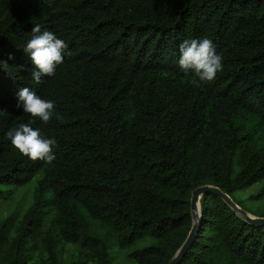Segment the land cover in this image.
Wrapping results in <instances>:
<instances>
[{
  "label": "trees",
  "instance_id": "obj_1",
  "mask_svg": "<svg viewBox=\"0 0 264 264\" xmlns=\"http://www.w3.org/2000/svg\"><path fill=\"white\" fill-rule=\"evenodd\" d=\"M37 24L71 52L41 84L23 51ZM203 38L222 56L210 82L178 64ZM23 87L63 120L18 109ZM21 123L56 140L51 164L12 145ZM35 176L27 208L0 219V264H168L194 188L232 198L264 180V0H0V187ZM200 209L179 264H264V226L213 193Z\"/></svg>",
  "mask_w": 264,
  "mask_h": 264
},
{
  "label": "clouds",
  "instance_id": "obj_2",
  "mask_svg": "<svg viewBox=\"0 0 264 264\" xmlns=\"http://www.w3.org/2000/svg\"><path fill=\"white\" fill-rule=\"evenodd\" d=\"M31 39L23 51L30 56L34 65L32 79L36 84L43 83L44 77L55 75L58 65L64 62L66 55L70 56L68 44L49 30H41L37 24L32 29ZM179 67L184 72L191 71L201 82H210L218 72L223 70L222 56L215 50L213 41L208 38L200 40H184L179 46ZM12 59V56H9ZM16 107L23 108L24 113L39 118L44 124L63 117L55 112V104L51 100L42 99L29 87H23L17 92ZM12 145L24 156L33 161H44L51 164L56 156L54 148L57 142L54 138H46L40 130H34L28 124L21 123L17 128L7 132Z\"/></svg>",
  "mask_w": 264,
  "mask_h": 264
},
{
  "label": "rangeland",
  "instance_id": "obj_3",
  "mask_svg": "<svg viewBox=\"0 0 264 264\" xmlns=\"http://www.w3.org/2000/svg\"><path fill=\"white\" fill-rule=\"evenodd\" d=\"M36 179L37 176H35L28 183L20 186L2 185L0 187L3 191L0 196V219L15 211H17V215L22 214L32 201V192L35 187ZM263 184L264 180L242 190L236 191L232 194V199L236 203L238 202L239 207L244 211L246 210L247 213L252 214L251 212H253L255 214H261L264 212V196L259 199H255L253 196L257 194ZM123 253L120 255L123 256ZM109 254L112 258L115 256V246H109ZM118 262L124 263L125 261ZM126 264H135V262L130 260Z\"/></svg>",
  "mask_w": 264,
  "mask_h": 264
},
{
  "label": "water",
  "instance_id": "obj_4",
  "mask_svg": "<svg viewBox=\"0 0 264 264\" xmlns=\"http://www.w3.org/2000/svg\"><path fill=\"white\" fill-rule=\"evenodd\" d=\"M205 193H213L219 196L230 208H232L240 217L256 226H264V216H255L247 213L239 207V205L225 192L220 190L216 186L212 185H200L191 191L190 195V209L192 216V225L188 232V235L181 246L174 253L168 264H179L182 257L188 251L192 243L194 242L196 232L200 224V198Z\"/></svg>",
  "mask_w": 264,
  "mask_h": 264
}]
</instances>
